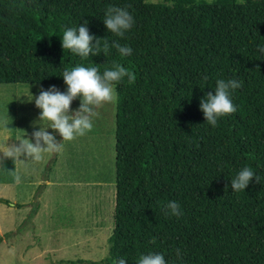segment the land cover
I'll return each mask as SVG.
<instances>
[{"label":"trees","instance_id":"16d2710c","mask_svg":"<svg viewBox=\"0 0 264 264\" xmlns=\"http://www.w3.org/2000/svg\"><path fill=\"white\" fill-rule=\"evenodd\" d=\"M126 5L134 24L119 37L103 19L109 6ZM85 20L90 35L128 46L131 55L110 47L107 55L82 58L64 50L63 31ZM259 46H264V3L0 0V85H66V68L98 66L102 74L114 61L136 76L132 84L124 77L115 85L114 229L108 257L91 264L118 258L136 264L148 252L163 254L166 264H264ZM220 79L243 86L230 90L237 111L212 127L200 101L214 94ZM245 166L259 183L254 176L244 190L233 191L231 180ZM169 201L179 203L181 216L165 215ZM0 203L10 205L3 198Z\"/></svg>","mask_w":264,"mask_h":264},{"label":"rangeland","instance_id":"374dc122","mask_svg":"<svg viewBox=\"0 0 264 264\" xmlns=\"http://www.w3.org/2000/svg\"><path fill=\"white\" fill-rule=\"evenodd\" d=\"M51 86L67 90V85H0V146H18L25 133L31 139L41 112L31 94ZM79 105L78 97L70 107ZM96 111L92 130L63 141L62 151L44 153L38 161L3 160L0 198L10 205L0 203V264H91L108 257L116 206L117 103ZM11 171L19 172V183Z\"/></svg>","mask_w":264,"mask_h":264},{"label":"clouds","instance_id":"9594fccd","mask_svg":"<svg viewBox=\"0 0 264 264\" xmlns=\"http://www.w3.org/2000/svg\"><path fill=\"white\" fill-rule=\"evenodd\" d=\"M237 3L243 5L245 0H237ZM23 7V5H21ZM125 7L109 6L106 9L103 22L107 30L119 37L134 24L133 16ZM88 21H84L78 28L71 27L63 31L62 48L70 50L73 54L82 58L91 55H99L103 52L108 54L111 48H115L121 56L131 55L132 49L128 46H121L119 42L113 41L111 45L107 39H100L89 34L87 27ZM95 41V43H93ZM258 51L264 54V46H259ZM259 68V65L256 66ZM63 80L67 85V90L61 92L55 86L47 90L40 89L39 94L33 96L35 106L41 110L38 120L34 123V130L31 133V139L25 138V135L18 139L19 145L11 147L0 146V166L3 165L4 159H11L14 164L23 163L25 160L20 159L22 156L26 160H40L42 154L48 152H60L63 150V141L74 140L78 136H84L93 128V118L98 116L97 108L105 103L116 104L119 96L115 90V85L128 78V83L132 84L136 76L132 71L123 67L118 62H113L110 68H105L101 74L98 66L77 65L70 69H65L62 73ZM205 75L203 80L207 81ZM243 86L242 81L235 79H220L216 81V87L213 92H208L200 101V110L203 112L205 121L212 127L217 126L219 117L232 114L237 111L230 97V90H235ZM80 98L79 108L71 109V103ZM38 126V127H37ZM48 129H52L49 132ZM7 130V126H5ZM54 133L62 137V141H57ZM34 141V142H33ZM13 172L15 182L19 183L22 179L18 171ZM251 167L245 166L239 170L236 176L231 180V189L239 192L244 190L250 180L254 177ZM257 183L259 177L255 176ZM165 215L181 216L180 205L176 201H169L164 205ZM152 243H155L153 238ZM180 257V251L176 252ZM113 264H126L124 258H118ZM136 264H166L163 254L148 252L139 255Z\"/></svg>","mask_w":264,"mask_h":264}]
</instances>
